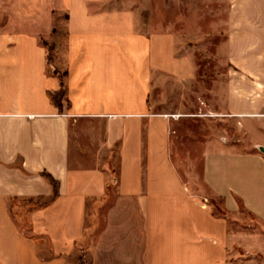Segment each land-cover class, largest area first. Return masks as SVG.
I'll return each instance as SVG.
<instances>
[{"label": "crops", "instance_id": "0c3cea01", "mask_svg": "<svg viewBox=\"0 0 264 264\" xmlns=\"http://www.w3.org/2000/svg\"><path fill=\"white\" fill-rule=\"evenodd\" d=\"M224 1L264 44V0ZM120 2L0 0V264H264V72L185 112L193 59Z\"/></svg>", "mask_w": 264, "mask_h": 264}, {"label": "rangeland", "instance_id": "374dc122", "mask_svg": "<svg viewBox=\"0 0 264 264\" xmlns=\"http://www.w3.org/2000/svg\"><path fill=\"white\" fill-rule=\"evenodd\" d=\"M123 1L130 4L133 0H121L120 4ZM138 1H141L143 22L146 23L150 20L151 2H154L159 18L158 27L172 28L180 40L179 48L188 52L193 59L194 73L189 85L191 93L185 99V112L194 111L192 98L197 96L196 92L212 100L213 91L216 90V97L223 100L231 71H237L241 90L245 89L247 83H260L263 80L264 44L246 45V40L239 38L238 45H230V31L215 29V21L224 22L229 18L228 5L224 0ZM55 56L50 71L53 70ZM259 83L255 85L260 86ZM214 210L218 214L222 212L216 203Z\"/></svg>", "mask_w": 264, "mask_h": 264}, {"label": "trees", "instance_id": "16d2710c", "mask_svg": "<svg viewBox=\"0 0 264 264\" xmlns=\"http://www.w3.org/2000/svg\"><path fill=\"white\" fill-rule=\"evenodd\" d=\"M43 44L47 47V62L49 64V67L52 65V62L54 61V56H55V44H50L47 41L43 40ZM62 78V88L61 91L59 93H57L55 96H53V99L56 101H59L60 99H62L65 95L66 92V86L64 83V75H60ZM48 178L51 180L52 184L55 187V191L57 190V182L51 178L50 176H48Z\"/></svg>", "mask_w": 264, "mask_h": 264}]
</instances>
